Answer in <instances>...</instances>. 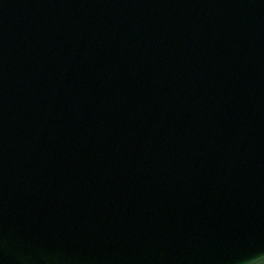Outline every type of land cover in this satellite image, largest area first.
Returning <instances> with one entry per match:
<instances>
[{"label":"water","instance_id":"water-1","mask_svg":"<svg viewBox=\"0 0 264 264\" xmlns=\"http://www.w3.org/2000/svg\"><path fill=\"white\" fill-rule=\"evenodd\" d=\"M259 253L264 0H0V264Z\"/></svg>","mask_w":264,"mask_h":264},{"label":"clouds","instance_id":"clouds-1","mask_svg":"<svg viewBox=\"0 0 264 264\" xmlns=\"http://www.w3.org/2000/svg\"><path fill=\"white\" fill-rule=\"evenodd\" d=\"M255 258H260L258 261V264H260V261H264V253H259L256 256H254ZM254 257H246L242 264H250V262L253 260Z\"/></svg>","mask_w":264,"mask_h":264}]
</instances>
